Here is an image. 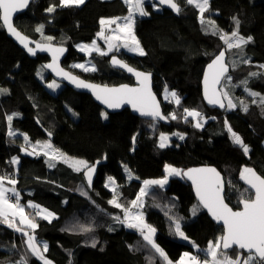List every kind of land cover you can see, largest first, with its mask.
<instances>
[{"label":"trees","instance_id":"obj_1","mask_svg":"<svg viewBox=\"0 0 264 264\" xmlns=\"http://www.w3.org/2000/svg\"><path fill=\"white\" fill-rule=\"evenodd\" d=\"M175 1L181 5L179 15L161 7L154 10L151 0L145 4L150 14L136 16L134 34L145 55L116 54L131 65L152 72L153 90L162 101L170 124L142 119L129 108L109 114L91 95L61 82L58 92H52L46 82L54 78L43 67L48 57H29L8 36L0 21V89H7L0 93V176L17 181L19 201L27 214L37 216V209L29 206L30 201L58 214L52 221L38 219L35 229L37 242L48 244L45 257L55 264H167L138 230L113 219L119 216L122 220L123 208L109 203L113 196H118L124 208H132L131 202L140 195L143 180L161 178L166 165L182 171L195 165H214L224 174L226 201L234 209L241 208L245 190L253 194L239 180L243 167L253 166L264 176V104L251 102L249 90H243L248 88L264 96V68L260 67L264 65V0L209 1L203 14L205 21H215L222 33L230 35L236 30L233 20L236 17L240 21L239 34L253 38L241 48L228 50L220 35L213 34L207 23H201L198 8L186 0ZM52 6H55L53 12L46 11ZM128 11L124 0H85L81 5L71 6H61V0H33L28 10L17 16L15 25L36 40L52 37L44 42L69 46L63 65L89 80L105 84L133 83L132 77L110 65L112 55L87 56L75 46L95 38L103 17L124 15ZM40 25L44 26L42 32L36 31ZM223 50L227 52L234 82H240L235 88L221 87L222 92L231 91L235 95L237 106L231 110L225 97L224 109L211 107L203 98V73ZM87 57L96 66L93 72L70 65L72 60ZM245 60L250 63H244ZM171 92L177 94L179 104L170 95L168 102L163 99ZM241 99L248 106L247 112L241 106ZM67 106L77 112V118ZM184 109L199 110L200 119L205 117L207 122L201 128L195 127L191 117L185 119ZM13 113L20 115L13 116L9 123L8 116ZM173 113L176 119L171 118ZM36 119L52 134V143L58 149L85 158L89 165L96 160L104 161L93 188L85 181V169L76 171L60 161L49 167L44 156L31 154L21 133L9 135V131L24 129L30 120L37 125ZM229 125L249 147V154L232 142ZM176 129L185 133L183 140L174 138L172 145L159 147L162 132L171 134ZM14 156L19 157L17 166L12 163ZM125 164L134 174L132 179L124 171ZM108 177L115 180V192L106 186ZM9 198L15 203L12 193ZM194 205L198 208L195 216L191 211ZM141 211L146 222L156 229L155 243L172 261H178L184 251H194L192 242L195 247L206 249L224 231L201 207L184 176H172L164 188L151 186L142 199ZM173 218L180 219L181 228L191 242L175 234ZM84 228L91 231H83ZM93 240L97 242L94 247ZM236 252H241L242 259L248 255L239 248L226 254ZM22 259L27 264H43L27 249L22 233L0 223V264H18Z\"/></svg>","mask_w":264,"mask_h":264},{"label":"snow or ice","instance_id":"obj_2","mask_svg":"<svg viewBox=\"0 0 264 264\" xmlns=\"http://www.w3.org/2000/svg\"><path fill=\"white\" fill-rule=\"evenodd\" d=\"M30 0H0V11H2L3 22L7 26L8 31L27 47L29 53L35 55L36 49L47 50L52 53L53 63L46 65L45 67L51 68L56 71L58 76L62 75L67 78L71 83H73L78 88L91 89L96 98L101 100L110 109H118L123 104L128 103L134 109H137L143 115H148L152 117H160L162 119H167L168 117H163L159 109V103L156 100L154 94L151 92L150 81L151 73H143L136 71L135 69L129 67L123 61L117 59L115 56L112 57L111 63L113 65L120 66L127 69L129 72H133L140 83L138 87H129L128 85H121L119 88H108L107 86L101 87L99 85H93L87 83L78 77L73 76L71 73L64 72L63 69L58 67V58L65 51L63 47H52L50 45L36 44L35 48L27 46V37L23 36L11 22L13 13L23 9L28 6ZM145 0H125V3L129 4V14L127 17L123 18L124 23L120 24L118 21L121 18L115 19H101V25H112L116 24V28L113 30L114 34L112 36H104L103 30L98 34L102 36L108 45V50L111 51L113 48L117 47L116 41L123 40V47L128 48L130 51L138 53L139 55H145L144 49L141 47L139 40L134 34V14H139L140 16H148L149 13L144 8ZM160 5H168L177 13L181 11L180 6L175 2V0H158ZM188 4L194 5L199 9L201 23H207L213 34L220 35V39L225 42L227 48H241L242 46L248 44L252 41V37L247 38L239 34L240 21L236 17H233L235 21L236 30L232 31L231 34L222 33L220 29L217 28L215 21L204 19V12L209 7V0H186ZM84 0H61V6H71L83 4ZM55 10V6L49 7L46 11L49 13ZM43 25H40L36 31L42 32ZM51 40L52 37H47ZM81 51H88L91 54L92 51L98 52L100 55H107L106 52L101 51L99 46L95 41L92 42L91 46L80 45ZM225 52L221 51L219 55L215 57L211 64L208 65V72L205 74L204 84H205V97L210 104H218L220 107H224V101L221 98L227 97V92H217L216 85L220 83L221 78L225 77L228 72V66L224 62ZM244 63H250V61L245 60ZM75 67L84 68V65H75ZM264 68V65L260 66ZM85 71H95V67L85 68ZM250 75L256 76L258 73H251ZM228 80L231 77H227ZM211 82V91L209 90V83ZM243 84H247V81H243ZM50 88H58L59 85L53 81L48 85ZM7 92V89H0V93ZM249 94L252 96H260L259 93L251 92ZM170 95L175 99V103L179 104V97L175 92H171L165 96V99ZM261 103L264 104V96L260 97ZM255 102V101H253ZM245 112L248 111V106L240 101ZM237 105L233 103L232 99L227 100L228 108H235ZM185 119L187 117H201V113L196 110L184 109ZM16 115V114H14ZM104 118H107V113H104ZM172 119H176L175 114H171ZM13 116H8L9 123L12 121ZM203 125L200 120H197L195 127L201 128ZM228 131L231 133L232 142L236 145L242 147L245 153L249 152V148L244 144L243 139L234 131H232L231 126H228ZM9 135L12 136L14 133L9 131ZM51 135V133H49ZM183 135H180V139H183ZM168 137L165 134L160 135L159 147L164 148L168 145ZM25 140L28 138L25 135ZM37 146L47 149L43 154L51 156V160H63L68 163L71 162V167L76 171H81L86 169V175L88 184L91 185L92 174L95 171L94 165H89L87 161L78 160L75 158L68 157L67 154L61 153L58 149H54L50 142L37 141L33 145L32 155H37ZM27 151V149H25ZM49 162V167H54L55 165ZM12 163L18 164V158H13ZM125 170L129 172V177L131 178V171L125 166ZM165 175L162 179L157 180H145L144 187L140 190V195L137 196L136 200L131 202L132 206L135 208H140L142 206V197L146 194L147 190L153 186L164 187L168 183V179L171 176H184L192 180L196 187V193L199 197L200 204L208 209L212 217L218 221L222 222L224 226V234L217 238L215 242L210 241L206 249L202 250L205 252L209 259L204 261L199 260L197 256L191 253L185 252L181 257L178 264H264V177L258 175L254 169L245 167L241 172V178L246 181L252 189L255 190L254 198L242 199L241 203L243 205L242 210L233 211L225 202L222 195V182L220 179V174L214 168H200V169H189L187 172H183L181 169H177L171 165H166ZM6 177L0 176V223L7 225L9 228L14 229L17 232L22 233L26 237V246L30 253L36 257L38 260L42 261L43 264H52L50 260L45 257V253L48 251L47 242L38 243L35 236V229L38 227L34 223L33 219H30L25 213L24 206L20 204L19 194L17 193L15 187H6L5 181ZM110 184H115L113 177H108ZM9 185H15L17 181L15 179H7ZM115 192V188H113ZM247 192V190H245ZM9 193H12L15 197V203L9 198ZM87 195L86 192L82 193ZM243 195V194H242ZM117 208H123L124 219L121 220L119 216L114 217L118 223L126 225L130 229H136L140 232L143 240L147 241L149 245L161 257L167 260V255L164 250L155 243L154 234L156 229L151 225L147 224L144 219L142 212L133 213L131 209L124 208L122 204L118 202V196H113V199L109 201ZM30 207L37 209L36 215L42 217L45 220H51L55 217V213L48 211L47 209L40 208L39 205L30 204ZM192 215L195 216L198 208L193 206ZM175 221L174 231L175 234L184 240L189 238L181 230L180 219L173 218ZM30 231H27V230ZM111 230V229H109ZM83 231H91L90 228H84ZM96 241H92V246L96 245ZM195 246V242H192ZM233 246H238L239 249L247 250V257L243 260L238 255L235 260L226 254L227 249ZM131 247V246H130ZM18 264H27L26 259H22ZM167 264H172L170 260Z\"/></svg>","mask_w":264,"mask_h":264},{"label":"water","instance_id":"obj_3","mask_svg":"<svg viewBox=\"0 0 264 264\" xmlns=\"http://www.w3.org/2000/svg\"><path fill=\"white\" fill-rule=\"evenodd\" d=\"M32 1H33V0H30V2H29V4H28L27 7L23 8V9H20V10L16 11L15 13H13L12 18H11L12 25H13V26H14V27H15V28H16V29H17V30H18L23 36L27 37V46H28V47L35 48V47H36V44L50 45V46H52V47H63V48L65 49V51H64V53H63L62 55H60L59 58H58V61H57V63H58V67H59L60 69H63L64 72L71 73L73 76L78 77L79 79H81V80H83V81H85V82H87V83H90V84H93V85H99V86H101V87L107 86L108 88H119L121 85H128L129 87H138V86H140V83H139V81L137 80V78H136V76H135V74H134L133 72H129V71H127V69L122 68V67L117 66V65H113V64L111 63V59H112L113 56H115L117 59L123 61V62L126 63L129 67L135 69L136 71L143 72V73H151V81H150L151 92L154 94L156 100H157L158 103H159V109H160L161 115H162L163 117H167V116L165 115V112H163L162 101H160L159 97L156 95L155 91L153 90V74H152V72H149V71L146 72V71H144L143 69H140V68H137V67L131 65L130 63H128L124 58H122V57L119 56V55H112V56L110 57V60H109L110 65H111L114 69L121 70V71H123L124 73H126L128 76L132 77V78H133V83L105 84V83H101V82H96V81L88 80V79L82 77L81 75L75 73L74 71L70 70L69 68H66V67L63 65V61H64V59H66V57H67L68 54H69V50H70V47H69V46H67V45H65V44H59V43H57V42H44V41H39V40H36L35 38H32L31 36L27 35V34L24 33L22 30H20V29L15 25V19L17 18L18 15H20L21 13H24L25 11L28 10V8L30 7V4H31ZM152 1H153L155 4H158L161 8H163V9H169V10H171L174 14L179 15V13H177L175 10H173V9H172L171 7H169L168 5H160L159 2H158V0H152ZM175 2H176V1H175ZM176 3H177V2H176ZM177 4H178V5L180 6V8H181V5H180L179 3H177ZM0 21H1V23H2V25H3V27H4V29L6 30L8 36L11 37V38L14 40V42H16V43L21 47V49H23V50L28 54L29 57H31V58H36L38 55H46V56L49 58V60H48L47 62L43 63V67H44V69L48 72V74L52 76V78H54V79L57 80L58 82L64 83L65 85H68V86L72 87V88H73L74 90H76V91L88 93L89 95L92 96V98L94 99V101H95L97 104H99V105H100V106H101L106 112H108L109 114H111V113H115V112H119V111H121V110H123V109L129 108L133 114L137 115L138 117H140V118H142V119H147V120H149V121H150V120H154V121H157V122H159V123H165V124H170V123H171V122L169 121L168 118H167V119H162V118H160V117H152V116H148V115H143V114H141L140 111H138L137 109H134V108H133L130 104H128V103L123 104V105H122L120 108H118V109H110V108H108L107 105H105L101 100H99V99L96 98L95 93H94L91 89L78 88V87H76L73 83H71L67 78H65L64 76H62V75L58 76V75L56 74V71H55V70H53V69H51V68H47V67H45L46 65L53 63L52 53H51L50 51L42 50V49H36L35 55L29 53L28 50H27V47H25L24 44H21L20 41L17 40L16 37L13 36V35L8 31L7 26H6V25L4 24V22H3L2 11H0ZM223 51L225 52L224 62H225V64H227V66H228V72L225 74V76H226V75L230 74V72H231V66L228 65V55L226 54V51H225V50H223ZM217 55H219V54H217ZM217 55H216V56H217ZM216 56H215V57H216ZM215 57L212 59V61L215 59ZM212 61H211L210 63L207 64L206 69H205V71H204V73H203V77H202V78H203V79H202L203 98L206 100V102L208 103V105H210L211 107H213V108L218 107V108H220V109H224L225 106H224V107H220L218 104H210V103L208 102L207 98L205 97V84H204V78H205V74L208 72V65L211 64ZM224 79H225V77H222L220 83L216 85V90H217V92L222 93V88H221V86H222V84H223V82H224ZM209 90L211 91V82L209 83ZM221 98L223 99L224 104L226 105L225 98H223V96H222ZM36 123H37V125H39V126L41 127V124H40V122H39L38 119H36ZM41 128H42V127H41ZM42 129H43V132L46 134V136H47L49 139L52 140V139H53L52 134L49 135L50 132H48L45 128H42ZM103 162H104L103 160H96L94 163L91 164V165H94V166H95V171H94V173L92 174L91 185L88 184L87 175H86V169L84 170L83 175H84V178H85V181H86L87 185H88L90 188H93L94 183H95V179H96L97 174H98L99 166H100ZM91 165H90V166H91ZM245 167L252 168V169L255 170V168H254L253 166H250V165H249V166H246V165H245V166L243 167V169H244ZM200 168H214V169H216V171L220 174V179H221V182H222V188H223V190H222V195H223V197H224V202H225L230 208H232L233 211H240V210H242V208H243L242 203H241V206H242V207H241L240 209H234L230 204L227 203V201H226V196H225V190H226V186H227V185H226V182H225L224 174H222V173L220 172V170H219L218 168H216L214 165H212V164H207V163L204 164V165H195V166H192V167H189V168L185 169V171H183V172H187L189 169H200ZM243 169H242V170H243ZM242 170L240 171L239 174H241ZM255 172H256L258 175L264 177L262 174L258 173L256 170H255ZM184 179H185L188 183H190L191 187L193 188L194 197H196V200H197V201L199 202V204H200L199 197L197 196V193H196V187H195V184L192 182V180L188 179L187 177H184ZM239 180H240L243 184H245L246 187H247L250 191L253 192V195H255V190L252 189V188L250 187V185H248V184L246 183V181L243 180V179L241 178V175H239ZM253 198H254V197H253ZM200 205H201V204H200ZM201 207L204 208L202 205H201ZM204 210H205V212L209 215V217L212 218V220H213L218 226H221V227L224 229V226H223V223H222V222H218V221H216V220L212 217V215H211V213L208 211V209L204 208ZM224 231H225V229H224ZM224 231H223V234H224ZM223 234H222V235H223ZM35 236H36V235H35ZM36 240H37V236H36ZM233 248H238V246H233L232 248L227 249V250H224V251H226V252H231V250H232ZM244 251L247 253V250H244Z\"/></svg>","mask_w":264,"mask_h":264},{"label":"rangeland","instance_id":"obj_4","mask_svg":"<svg viewBox=\"0 0 264 264\" xmlns=\"http://www.w3.org/2000/svg\"><path fill=\"white\" fill-rule=\"evenodd\" d=\"M85 1V0H84ZM210 1V0H209ZM124 2H125V0H124ZM146 2H151V0H145V2H144V8H145V10L150 14V10L148 9V6L147 5H145L146 4ZM154 3V2H153ZM152 3V4H153ZM127 4V3H126ZM209 4H210V2H209ZM81 5V4H80ZM128 5V7H129V4H127ZM160 6L158 5V4H153V8H154V10H156V9H158ZM129 10H130V8H129ZM128 14H129V11H128V13H126V14H124V15H119V16H107V17H103L102 19H105V20H107V19H115V18H121L119 21H118V23H120V24H123L124 23V21H123V18L124 17H127L128 16ZM136 16H140L139 14H134V20H135V18H136ZM143 17H146V16H143ZM116 28V24H112V25H101V27H100V29H99V31L97 32V34H96V36H95V38H93V40L92 41H90V42H80V43H77L75 46H76V48L77 49H79L80 51H81V49H80V45H88V46H91L92 45V42L93 41H95L96 42V44L99 46V48L101 49V51H103V52H106L107 53V55H116V54H119L118 52H120V54L121 53H134V54H138V53H135V52H132V51H130L128 48H125V47H123V43H124V41L123 40H120V41H116L115 43L117 44V47L116 48H113L111 51H109L108 50V45H107V43L105 42V40H104V38L102 37V36H100V35H98L102 30H103V33H104V36H112L113 34H114V32H113V30ZM39 40H41V41H50V40H48L47 39V37L46 36H43V38L41 37ZM59 44H62V43H59ZM227 50L229 49V48H227V45H226V47H225ZM231 49H233V48H231ZM81 52H83L84 54H86L87 56H90L91 54H89V52L88 51H81ZM91 53H98V52H96V51H92ZM44 56H46V55H44ZM48 60H49V58H48ZM47 60V61H48ZM236 64V63H235ZM70 65L72 66V67H74V68H77V69H82V70H85V68H92L93 66L95 67V70H96V66H95V64L93 63V62H91V59L89 58V57H87V58H85L84 60H72L71 62H70ZM75 65H84L85 67L84 68H79V67H75ZM238 65V64H237ZM233 67H236V66H233ZM90 72H93V71H90ZM227 77H231V79L230 80H228L227 79ZM41 80H43V81H45L42 77H39ZM53 81H55L58 85H59V87L58 88H50L48 85L49 84H51ZM238 83H240V82H234V79H233V76L231 75V72H230V74H228V75H226L225 76V79H224V83H223V85L221 86V87H223V88H225V86H231V87H233V88H235V86L238 84ZM46 86H47V88L49 89V90H51L52 92H54V93H57L58 92V90L61 88V83L60 82H58L57 80H55V79H51V80H49V81H47L46 82ZM243 90L244 91H248V90H250L251 92H255V91H253V90H251V89H248V88H243ZM229 94H228V96L227 97H225L226 98V100H228L229 98H231L232 99V101H233V103H235V104H237V102H235V95L231 92V91H229L228 92ZM256 93V92H255ZM262 96V94H260V96H250L251 98H250V100H251V102H253V101H255V103H261V100H260V97ZM167 101V100H166ZM240 101H243V99H241ZM168 102V101H167ZM244 102V101H243ZM245 103V102H244ZM262 104V103H261ZM242 106V105H241ZM243 107V106H242ZM67 108H68V110L71 112V114L75 117V118H77L78 117V114H77V112L74 110V109H72L70 106H67ZM228 108V107H227ZM229 110H231V109H234V108H228ZM194 110H196V111H198L199 113H200V111L199 110H197V109H194ZM14 114H16V115H14ZM22 114L24 115V113L22 112ZM17 115H20V114H18V113H13V114H11V116H17ZM23 117V116H22ZM192 119H193V121L195 122V124H196V122H197V120H200V122L202 123V125H204V123H206L207 121H206V118L204 117L203 119H200V117H191ZM26 124V126H24V129H16V130H13V133L14 134H22V136H24V139H25V135L27 136V138H28V140L26 141L27 142V144H28V146H29V148H30V150L31 151H33V145H35L36 144V142L37 141H39V142H41V144H43L44 142H50L51 143V145L53 146V148L54 149H58L57 147H55L54 146V144L52 143V140L51 139H49L47 136H46V134L32 121V120H30V121H28V122H26L25 123ZM203 127V126H202ZM163 133V132H162ZM163 134H165L169 139H168V145L167 146H169V145H172V143H173V139L174 138H176L177 140H179V141H182L183 139H180V135H183V137H184V135H185V133L184 132H181V131H179V130H174V131H172V133L171 134H168V133H163ZM159 143H160V137H159ZM246 145V144H245ZM242 148V147H241ZM249 148V147H248ZM61 153H64V154H67V156L68 157H71V158H75V159H78V160H84V161H87L88 162V160H86L85 158H81V157H77V156H72V155H69L68 153H66V152H64V151H62V150H60V149H58ZM29 151V150H28ZM45 151H47V149H43V148H41V147H39V146H37V148H36V152L37 153H39V154H37V155H41V156H44L46 159H47V161L48 162H50V160H51V156L50 155H48V156H46V155H44L43 153L45 152ZM242 151H243V149H242ZM30 152V151H29ZM244 152V151H243ZM246 154H249V152L248 153H246ZM13 158H18V160H19V157L18 156H14ZM58 161H60V162H64L63 160H59V159H57V160H51V163H56V162H58ZM64 163H66V162H64ZM67 164H69V165H71V162H68ZM125 166H127V169H129L130 171H131V178L129 177V172L128 171H126L125 170ZM172 166V165H171ZM173 167H175V168H177V169H179V167H176V166H173ZM124 171H125V173H126V175H127V177L129 178V179H132L133 177H134V174H133V172H132V170L129 168V166L128 165H124ZM165 175H167V173H166V171H165ZM165 175H163L161 178H159V179H162ZM172 177V176H171ZM171 177H169V179L171 178ZM7 179H14L13 177L12 178H7ZM7 179H6V181H5V186L6 187H15V185H9L8 183H7ZM168 179V180H169ZM145 180H143V182H144ZM107 182V187L109 188V189H111V190H113V188H117V186H116V184H110L109 183V181H106ZM165 186V185H164ZM143 187H144V183H143ZM164 188V187H163ZM15 189H16V187H15ZM150 189V188H149ZM149 189L147 190V192H146V194L148 193V191H149ZM146 194L142 197V199H144L145 198V196H146ZM243 195L244 196H246V198H244V199H248V198H253V195L249 192V191H244V193H243ZM20 204H21V202H20ZM30 204H36V205H39L40 206V208H42V209H47L48 211H50V212H53V213H55V217L53 218V219H51V220H48V221H52V220H54L55 218H57L58 217V214L56 213V212H54L53 210H51V209H48V208H46V207H43L42 205H40V204H37V203H34V202H29V205ZM22 205V204H21ZM131 209V211L133 212V213H136V212H142L141 211V207L140 208H135V207H133L132 206V208H130ZM25 210V209H24ZM25 213H26V211H25ZM143 213V212H142ZM27 214V213H26ZM28 215V217L30 218V219H33V221H34V223H36L37 225H38V219H43L42 217H40V216H36V217H32L31 215H29V214H27ZM143 215H144V213H143ZM124 219V216L122 217V220ZM144 219H145V216H144ZM145 222H146V219H145ZM147 223V222H146ZM148 224V223H147ZM150 225V224H149ZM126 226V225H125ZM152 226V225H151ZM153 227V226H152ZM128 228V227H127ZM27 230V229H26ZM181 230H182V228H181ZM28 231V230H27ZM183 231V230H182ZM156 233V232H155ZM154 237H155V234H154ZM181 240H183V241H186L187 243L188 242H191L189 239L188 240H184V239H182L181 237H179ZM212 242H215L216 240H211ZM193 246V249H194V251H190V250H188V251H184V253L185 252H188V253H191L192 255H194V256H197L198 258H199V260H201V261H204L206 258L207 259H209L210 260V257H207L206 256V254H205V252L204 251H202V250H204V249H201V248H199V247H195L194 245H192ZM183 253V254H184ZM201 254H205V257L204 256H202ZM228 255V254H227ZM240 256L241 257V259H242V254H241V252H236L235 254H232V255H228L229 257H231L233 260H235L236 258H237V256ZM183 256V255H182ZM181 256V257H182ZM181 257L178 259V261H172V260H170V259H167V261L168 260H170L171 262H172V264H178V262L180 261V259H181ZM48 260H50L51 262H52V264H55L50 258H48V257H46ZM243 260V259H242ZM167 263V262H166Z\"/></svg>","mask_w":264,"mask_h":264},{"label":"bare ground","instance_id":"obj_5","mask_svg":"<svg viewBox=\"0 0 264 264\" xmlns=\"http://www.w3.org/2000/svg\"><path fill=\"white\" fill-rule=\"evenodd\" d=\"M225 51H226V50H225ZM226 54H227V52H226ZM252 193H253V192H252ZM252 195H253V194H252ZM253 197H254V195H253ZM241 207H242V206H241ZM233 249H234V248H233ZM233 249H232V250H233ZM232 250H231V251H232ZM244 252H245V251H244ZM245 253H246V252H245ZM247 254H248V253H247Z\"/></svg>","mask_w":264,"mask_h":264},{"label":"clouds","instance_id":"obj_6","mask_svg":"<svg viewBox=\"0 0 264 264\" xmlns=\"http://www.w3.org/2000/svg\"><path fill=\"white\" fill-rule=\"evenodd\" d=\"M65 60V59H64ZM48 73V72H47ZM76 73V72H75ZM78 74V73H77ZM80 75V74H79ZM51 76V75H50ZM83 77V76H82ZM85 78V77H84ZM87 79V78H86ZM89 80V79H88ZM64 84V83H63ZM252 192V191H251Z\"/></svg>","mask_w":264,"mask_h":264},{"label":"built area","instance_id":"obj_7","mask_svg":"<svg viewBox=\"0 0 264 264\" xmlns=\"http://www.w3.org/2000/svg\"><path fill=\"white\" fill-rule=\"evenodd\" d=\"M163 99H165V96H163ZM167 100V99H166Z\"/></svg>","mask_w":264,"mask_h":264},{"label":"crops","instance_id":"obj_8","mask_svg":"<svg viewBox=\"0 0 264 264\" xmlns=\"http://www.w3.org/2000/svg\"><path fill=\"white\" fill-rule=\"evenodd\" d=\"M15 166H17V164H15Z\"/></svg>","mask_w":264,"mask_h":264}]
</instances>
